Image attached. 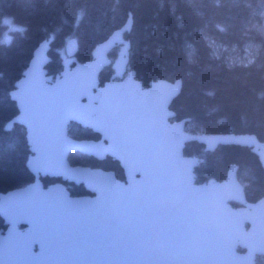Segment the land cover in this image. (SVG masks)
<instances>
[{
	"label": "water",
	"instance_id": "1",
	"mask_svg": "<svg viewBox=\"0 0 264 264\" xmlns=\"http://www.w3.org/2000/svg\"><path fill=\"white\" fill-rule=\"evenodd\" d=\"M131 26L129 16L85 62L72 63L78 45L68 40L64 68L55 78L48 74L51 47L44 40L16 82L10 95L18 114L12 122L26 130L34 181L0 194L6 226L0 231V264H258L264 255V196L247 200L236 164L222 181L196 183L198 157L184 154L192 141L210 151L249 147L264 168V142L253 134L188 131L186 120H174L171 109L181 78L143 87L130 70L101 84L111 51L128 45ZM70 123L100 138H74ZM74 152L116 159L124 179L112 170L72 165ZM45 177L60 181L45 186ZM65 182L82 184L89 194L73 196ZM122 191L129 193L124 198L135 226L119 225L106 237L86 212Z\"/></svg>",
	"mask_w": 264,
	"mask_h": 264
},
{
	"label": "trees",
	"instance_id": "2",
	"mask_svg": "<svg viewBox=\"0 0 264 264\" xmlns=\"http://www.w3.org/2000/svg\"><path fill=\"white\" fill-rule=\"evenodd\" d=\"M129 16V43L110 56L113 60L125 50V70H134L143 87L181 78L182 90L171 105L174 120L185 119L192 133L253 134L264 142V0H0V194L34 181L27 167L32 152L26 130L12 122L18 107L10 95L34 50L49 42L47 70L55 78L64 68L68 40L75 38L78 45L72 63L88 61L94 48ZM248 47L255 54L247 63L214 55L224 49L243 53ZM115 78L121 76L112 62L101 72L100 83ZM68 130L77 139L100 138L76 123ZM184 154L198 157L196 183L222 181L236 164L247 200L264 196V168L251 148L220 145L210 151L192 141ZM69 161L112 170L124 179L119 162L109 156L98 160L74 152ZM42 181L48 186L60 179ZM65 184L73 196L89 194L82 184ZM5 228L0 217V231ZM257 263L264 264V255Z\"/></svg>",
	"mask_w": 264,
	"mask_h": 264
},
{
	"label": "snow or ice",
	"instance_id": "3",
	"mask_svg": "<svg viewBox=\"0 0 264 264\" xmlns=\"http://www.w3.org/2000/svg\"><path fill=\"white\" fill-rule=\"evenodd\" d=\"M128 192L122 191L114 193L112 198L103 202L100 206L87 210L86 215L93 222L94 227L106 237L117 231L119 225L135 226L136 216L127 209L126 199ZM124 206L123 212H117L116 209Z\"/></svg>",
	"mask_w": 264,
	"mask_h": 264
},
{
	"label": "rangeland",
	"instance_id": "4",
	"mask_svg": "<svg viewBox=\"0 0 264 264\" xmlns=\"http://www.w3.org/2000/svg\"><path fill=\"white\" fill-rule=\"evenodd\" d=\"M122 47H124V46H122ZM224 50H226L225 53H223ZM224 50H222V54H220L218 51H215L214 55L216 57H219V58L227 56V57H225V59L230 58L232 61L247 63V62H251L253 60V57L255 54L254 49L252 47L246 48L245 51H243V53H238L235 50H227V49H224ZM113 60H112V62H113V64H115L116 74L120 75L121 76L120 79H122L126 75L127 71L125 70L124 64L122 66H117L116 64L120 61L125 60V50H122L120 52V55H118V57L114 58ZM120 79L115 78V80H120Z\"/></svg>",
	"mask_w": 264,
	"mask_h": 264
}]
</instances>
